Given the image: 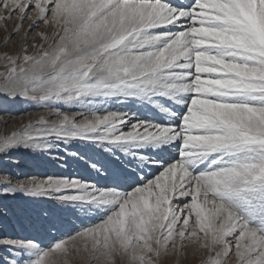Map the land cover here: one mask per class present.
Instances as JSON below:
<instances>
[{
    "label": "snow or ice",
    "instance_id": "1",
    "mask_svg": "<svg viewBox=\"0 0 264 264\" xmlns=\"http://www.w3.org/2000/svg\"><path fill=\"white\" fill-rule=\"evenodd\" d=\"M0 29V97L42 109L0 155L78 169H0V264H264V0H0Z\"/></svg>",
    "mask_w": 264,
    "mask_h": 264
},
{
    "label": "rangeland",
    "instance_id": "2",
    "mask_svg": "<svg viewBox=\"0 0 264 264\" xmlns=\"http://www.w3.org/2000/svg\"><path fill=\"white\" fill-rule=\"evenodd\" d=\"M28 23L30 22H25V28H27ZM3 36L4 32L0 29V40H2ZM41 111L42 109H38L28 103L11 101L0 97V133L11 131L22 122H26L29 116L25 113H31L32 118H35ZM9 116H11V120L5 124L4 121L8 120ZM75 150L76 148L72 147L68 151L72 152ZM65 159L69 161L70 167L61 168L51 161L49 157H41L31 150L19 149L13 152L11 156L0 155V169H6L11 174L18 175L21 178L31 175L43 177L46 174H70L78 170L77 165L69 156H65ZM73 223H79V221H76L74 216H63L57 221V227L70 229ZM53 232H55V229L49 230L44 238L46 240L52 238ZM199 259V254L193 256L192 250L189 249L188 255L186 258L181 259L180 264H199ZM117 264H119V260ZM167 264H175V257L167 260Z\"/></svg>",
    "mask_w": 264,
    "mask_h": 264
}]
</instances>
